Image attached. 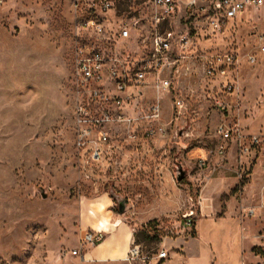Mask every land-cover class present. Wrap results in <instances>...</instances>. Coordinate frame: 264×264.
Listing matches in <instances>:
<instances>
[{"label":"rangeland","instance_id":"obj_1","mask_svg":"<svg viewBox=\"0 0 264 264\" xmlns=\"http://www.w3.org/2000/svg\"><path fill=\"white\" fill-rule=\"evenodd\" d=\"M139 12L137 32L147 38L154 27ZM71 25L69 0H0V264H130L120 259L133 242L141 259L131 264H186L178 240L198 254L190 264H264L261 161L238 159L234 147L222 161L216 134L219 125L264 134V9L215 34L196 13L161 21L157 31L174 37L176 66L162 73L169 90L124 106L122 124L88 123L87 139L75 116ZM226 53L239 67L207 78L206 59ZM225 83L234 85L229 94ZM153 103L155 121L147 119ZM91 109L97 121L110 107ZM151 127L155 134L143 138ZM101 132L106 143H98ZM111 193L125 199L123 214ZM190 211L194 225L183 232ZM82 230L106 236L96 261L69 254Z\"/></svg>","mask_w":264,"mask_h":264},{"label":"built area","instance_id":"obj_2","mask_svg":"<svg viewBox=\"0 0 264 264\" xmlns=\"http://www.w3.org/2000/svg\"><path fill=\"white\" fill-rule=\"evenodd\" d=\"M72 13L71 25V75L75 86L78 105L75 109L77 124L82 128V139L92 136V125H119L125 122L122 109L138 98H144L147 91L154 93L168 91L170 82L162 77L164 71H172L176 66L171 59L174 43L173 34L157 31L161 21L171 17H186L191 13L200 14L212 33H221L227 23L241 20L249 11L264 9V0H69ZM151 19L154 30L147 38L137 32L141 21L139 12ZM131 17V18H130ZM131 21H130V20ZM182 40L181 43H183ZM185 43V42H184ZM135 44L137 54L131 57V47ZM264 54V47H260ZM255 58L247 59L254 65ZM240 65L236 54H216L206 59L204 74L209 79L224 78ZM229 94L234 90L231 83L222 84ZM108 106L97 121L90 120L91 106ZM224 108H222L223 110ZM159 105L149 106L148 120L158 117ZM155 134L149 128L142 136L150 138ZM216 134L222 143L217 155L225 159L229 147H234L237 158L261 161L264 171V134H244L237 127L219 125ZM136 139L135 135L130 137ZM98 143H106L107 136L97 135ZM242 162H240L241 165ZM205 166L202 159L201 167ZM245 173L238 175L241 181ZM260 208L264 210V200ZM246 218H252L255 210H244ZM193 212L183 215V232L193 225ZM106 239L104 233L82 230L79 233V247L69 252L71 257L83 259L90 248L101 245ZM68 253V252H67ZM65 253V254H67ZM158 260H165L167 252L158 254ZM141 259L140 247L133 242L127 252L125 262L134 263ZM145 262V261H144Z\"/></svg>","mask_w":264,"mask_h":264},{"label":"crops","instance_id":"obj_3","mask_svg":"<svg viewBox=\"0 0 264 264\" xmlns=\"http://www.w3.org/2000/svg\"><path fill=\"white\" fill-rule=\"evenodd\" d=\"M174 248L177 250L179 248V250L186 255L187 259H188V262L186 264H190L191 262H193L194 260L198 259V254L197 253H193L190 251V244L189 242L187 241H182V240H178L177 242H175L173 244ZM100 247L97 246L95 248H92L90 249L86 255H84L83 259L82 260H85L88 256H90V259L89 260H92V261H96V258L95 256H102L104 254H106L104 251H101L99 250L98 248ZM171 247V248H173ZM130 248V247H129ZM129 250V249H128ZM127 250V252H128ZM127 252L124 253V256L120 259V260H123V262H125V258H126V255H127ZM167 260V259H165ZM165 260H159L160 262L161 261H165ZM158 261V262H159Z\"/></svg>","mask_w":264,"mask_h":264},{"label":"water","instance_id":"obj_4","mask_svg":"<svg viewBox=\"0 0 264 264\" xmlns=\"http://www.w3.org/2000/svg\"><path fill=\"white\" fill-rule=\"evenodd\" d=\"M184 176H185V173L180 168H178L176 170V181L178 183H180L183 180ZM42 197L44 198V194L42 195ZM111 197L113 198V200L117 204L118 213L120 215L123 214L125 212V209H126V201H125V199H122V198L118 197L117 195H115L113 193H111Z\"/></svg>","mask_w":264,"mask_h":264}]
</instances>
